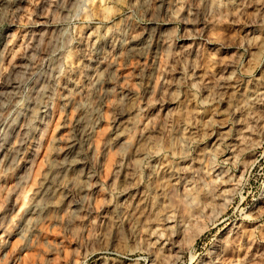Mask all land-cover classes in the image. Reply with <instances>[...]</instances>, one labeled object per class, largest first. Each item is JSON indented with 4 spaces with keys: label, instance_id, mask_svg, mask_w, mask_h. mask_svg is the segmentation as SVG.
<instances>
[{
    "label": "rangeland",
    "instance_id": "obj_1",
    "mask_svg": "<svg viewBox=\"0 0 264 264\" xmlns=\"http://www.w3.org/2000/svg\"><path fill=\"white\" fill-rule=\"evenodd\" d=\"M154 7L0 0V264H264V96L244 107L236 92H220L226 80L245 84L239 98L264 91V0ZM144 29L157 46L143 55L105 45ZM98 60L113 79L96 88ZM123 91L132 111L115 141ZM85 105L96 110L92 190L81 199L83 175L70 172L71 196L55 192L34 220L38 191ZM211 128L228 136L217 148ZM188 129L193 139L182 138ZM171 173L177 182L166 190ZM141 191L151 211L134 219L126 197Z\"/></svg>",
    "mask_w": 264,
    "mask_h": 264
},
{
    "label": "bare ground",
    "instance_id": "obj_2",
    "mask_svg": "<svg viewBox=\"0 0 264 264\" xmlns=\"http://www.w3.org/2000/svg\"><path fill=\"white\" fill-rule=\"evenodd\" d=\"M142 1L144 2V4L147 5L148 8H152V7L155 8L154 7L155 5H158V7H161V6H163V4L165 2V0H159V2L157 4H154V0H142ZM152 26L154 27V25H152ZM150 27L151 26H149V28ZM156 35L157 34L155 33V31L153 29H144V30H141L139 32H137V31L127 32L126 31V33L124 32L123 34H121V36H119L117 38L113 37V36L106 38L107 40L105 39L106 40L105 45L108 44L111 47V49H113V50H118L119 48L124 47V49H126V52H127L126 54H128L130 56H139V55H143L146 51H150V50L154 49L157 46L156 42H155ZM120 52H122V51H120ZM97 59H99V58H97ZM96 63L97 64H95V66L93 68L94 69V71H93L94 76H92V77H94L93 83L95 84V87L98 88V86H101L102 84L110 82L113 79V76L111 75V71H110L111 64H108V63L105 64V62H102L101 60H98ZM14 67H16V66L14 65ZM103 69H104V71L101 72V70H103ZM95 72H96V74H95ZM105 72L107 73L106 74L107 77L101 75V73H105ZM233 88H234V90H231ZM221 89H222V91H220V92L223 95L226 94L228 99L233 97L231 95L228 96V94H229L228 92H232V93L236 92L237 96H235L234 98L238 97L241 105L244 107H248V105L259 103L264 96V91L263 90L260 91L258 89L256 91L255 90H249L244 94V96L242 98H239V96H241V93L243 91H246L247 88H246L245 84H243V83H238L236 81L232 82L230 80H226V82H223V84L221 85ZM3 90H4V88H3ZM131 98H132V95L126 91H123L121 96L119 97L120 100L118 101L117 105L120 107V112H119L118 116L115 118V130H114L113 136H112V138L115 141L120 140L122 135L124 134V131L126 130L127 123H128L127 120L129 119V114L132 111V107L130 105H128ZM236 109H237V107L234 110H236ZM95 111L96 110L91 109L88 105H85L81 108L80 115L77 118L75 125H74L73 134L69 137L68 142H67L65 148L62 150L60 157L58 159L56 158L54 160L53 165L51 167L52 174L48 178H46V180L44 179L43 184L38 191V196H40L41 199L38 202H35L34 206L30 210V214L33 215L32 216L33 219L39 215H42L44 213V211L46 213L48 211V209L50 208V206L53 205V203H52L53 200L51 199V196H55V192H58L60 189H62L61 197H60V200H62V201H64L65 199H67L68 197L71 196L68 192L71 189L70 188L71 183L69 181H67V178L69 177L70 172H76V174H78V175L80 174L81 176L83 175V178L81 179L82 180L81 186L79 185L77 187V189L74 188V189H76L77 193H80L81 199H84V197L87 194H89V192L92 190V187L94 185V183L92 182V177L94 176V173H92L91 163H90V158H89L90 151H91V148L89 145V139H90V136H91V133L93 130ZM262 114H261L260 118H262ZM256 116H257V114H256ZM254 117H255V115H254ZM213 124L214 125L216 124L217 126L219 125L217 122L211 123V125H213ZM222 124H224V123H222ZM222 124L219 125V127L221 129H223L225 127V125H222ZM221 129L217 128L216 130H214L211 128V132L209 133V134H211V136L216 137L215 142L212 143L213 144L212 147H214V148H217L218 145L221 144V141L228 139L227 134L225 135L226 131L221 130ZM188 132H189V134H186V132H183L184 133V134H182L183 137L182 136L181 137L184 139H188V138L193 139L194 136H192L191 130H189ZM187 141H189V140H187ZM217 143H218V145H216ZM160 167L162 170L164 166H160ZM177 178H178V176H174V173L169 174V176L167 177L165 184H164V187H166V190L172 189V186H174V184H176V182H177V181H174V182H172V181H173V179H177ZM223 181H225V180H223ZM225 185H227V180L225 182L220 183L217 186L218 189L216 190V192H220L222 190V188H224ZM161 190H162L161 193L163 194L165 190L163 191V188ZM220 194H221V192H220ZM218 195H219V193H218ZM213 196H215V195H213ZM126 199H127V201L129 200L128 201L129 203H128V205L126 204L127 206L124 207L125 208L124 214H127V213L130 215L134 214V219H137V218L141 219L142 217H146V219H147L146 214L148 212H150L151 210H150V206L147 208L148 196L143 191L135 192V193L131 192L130 194L128 193ZM71 201H73L72 205H77L79 203V201H76V198H73V199L71 198L68 202H71ZM169 211L170 210H167L168 213H169ZM31 215H30V219H31ZM130 215H127V218H129ZM171 220H172V218H171ZM166 221L169 222L170 218H167ZM179 226H181V225L179 224ZM162 227H164V226H162ZM154 228L152 230H154ZM157 230H158V228H157ZM156 232L157 231H155V233ZM152 233H151V236H152ZM168 238H169V235H168ZM169 239L172 240L173 238L170 237ZM169 249H171V246L169 247ZM155 263L158 264L157 262H155ZM150 264H154V263H150Z\"/></svg>",
    "mask_w": 264,
    "mask_h": 264
}]
</instances>
